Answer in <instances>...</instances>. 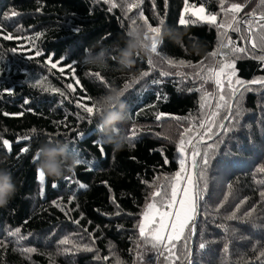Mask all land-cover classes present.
Returning <instances> with one entry per match:
<instances>
[{
	"label": "trees",
	"instance_id": "obj_1",
	"mask_svg": "<svg viewBox=\"0 0 264 264\" xmlns=\"http://www.w3.org/2000/svg\"><path fill=\"white\" fill-rule=\"evenodd\" d=\"M114 2L117 8L109 10L104 0H0V167L10 170L18 188L15 197L0 207V241L6 244L0 247V264H114V256H118L122 264H138L139 252L144 254L143 264H166L150 248H141L139 252L136 249L141 242L140 214L153 190L146 182L154 183L158 175L179 171L176 142L182 128L187 126L183 118L195 119L200 115L201 92L195 89L201 87V82L191 78L194 69L190 68L163 65L170 75L159 76L160 58L149 52L136 56L133 67L127 71H121L114 60H110L109 68L104 70L85 68L80 57L86 47L100 38L112 45V35L107 32L113 23L124 39L129 19L137 16L141 9L153 26H158L163 18L162 30L171 27L185 33L183 44L179 46L166 37L161 39L162 47L158 50L168 58L193 64L203 61L209 65L213 61L208 54L218 50L223 38L215 26L199 21L186 28L178 26L181 15L196 20L189 11L184 12V0H167V3L143 0L141 9H132L127 14L124 12L126 0ZM228 2L242 3L243 0ZM189 3L218 13V19L223 16L219 0H189ZM257 3L258 0H253L244 12L251 11ZM13 11L17 15L12 16ZM4 34H12L13 39H4ZM228 35L242 43L240 34L229 31ZM195 45H199L198 54L194 51ZM119 46H123V41ZM13 48L17 51L13 52ZM36 50L44 55L35 56ZM45 56L53 62L64 57L60 66L65 71L51 69ZM149 58L157 65L155 70L147 64ZM72 65L75 77L81 81L79 85L73 79ZM142 71H148L149 75L132 84L123 97L131 112L128 123L122 125L127 137L132 128L140 131L134 138H128L123 150L114 151L113 146L101 138L96 119L89 123L87 114L77 108L78 98L86 95L96 98L111 87L120 88L139 77ZM185 74L189 78L186 79ZM41 75L44 76L42 87L33 86ZM261 78H264V64L244 56L236 60L234 79L248 82ZM153 79L160 83L152 84ZM68 83L73 84L76 92L66 88ZM49 86L59 88L65 96L45 91ZM204 87L215 90L212 83ZM248 87L252 91L242 89L243 95L239 97L242 115L228 124L229 131L215 138L220 143L211 154L208 196L201 201V214L195 222L196 234L192 238L194 264H245L248 260L252 264H264L255 260L258 251H254L264 248V227H260L264 225V198L259 196V192L264 191V183H258L264 181V173L257 171L264 166V85L249 84ZM157 110L182 118L159 122L164 128L171 126L169 139L157 135L161 132L154 116ZM136 112L139 115L133 117ZM80 115L86 118L78 119ZM33 128L38 134L30 131ZM78 132L83 134L82 138L78 137ZM48 134H58L61 140L67 138L70 151L88 163L78 165L73 172L59 178L45 175L41 183L38 162L34 164L32 158L41 143L48 140ZM26 135L32 139H19ZM3 139L12 144L10 155L2 145ZM94 141L103 146L104 154L94 146ZM25 146L29 147V152L21 154ZM17 154H20L19 159ZM88 167L90 171L86 170ZM81 183L86 187L81 188ZM228 184H232L233 189L226 207L246 198L241 212L256 205L261 217L255 219L257 226L240 220L224 221L223 210L214 221L207 215L211 206L227 192ZM117 211L120 215H116ZM76 219L80 220L79 225L73 223ZM225 223L230 229L228 234L216 226ZM16 228L27 236L20 244L7 235ZM65 236L83 237V243L94 239V250L58 252V247H70L58 245ZM201 241L207 245L203 251L198 249ZM225 242L230 247L227 256L222 251ZM21 247H33L36 252L22 254Z\"/></svg>",
	"mask_w": 264,
	"mask_h": 264
},
{
	"label": "snow or ice",
	"instance_id": "obj_2",
	"mask_svg": "<svg viewBox=\"0 0 264 264\" xmlns=\"http://www.w3.org/2000/svg\"><path fill=\"white\" fill-rule=\"evenodd\" d=\"M109 4V10L117 8V3L114 0H104ZM143 0H126L125 14L131 12L132 9H141ZM167 3V0H165ZM227 4V6H225ZM253 4V0H243V2H228V0H219L220 13L223 14L222 18L218 19V13L207 11L204 6H197L190 4L189 0H184V12H188L189 8H192V16L196 17V20L185 18L181 15L178 19V26L187 27L189 24L196 23L197 21L215 26L220 30L223 42L216 51H212L208 55L212 58V63L209 65L204 64L203 61L193 64L186 63L183 59L174 60L163 55L158 49L162 47V41L158 38L162 33V26L165 24V20L161 18L158 26H153L144 17L143 10L141 9L137 16L129 19V24L135 23L137 19L143 21L147 27V32L150 35H146L145 39H151V47L147 49V52L157 55L160 58V71L159 76L167 77L170 72L163 68V65H167L168 68H190L194 69L191 74V78L199 80L201 87L195 89L201 92L200 102V115L193 119L191 117L183 118L187 122V126L182 128L179 134L178 142H176V151L179 158V171H176L172 175H158L154 178L155 182H146L148 186L153 190L148 197L149 202L146 204L143 212L140 214V222L138 224V232L140 237V243L137 244L136 249L139 252L141 248H150L158 257H162L166 264H194L193 262V249L191 247V239L196 234L195 221L198 215L201 214V201L208 196L209 189V176L208 169L211 166L212 153L218 148L219 141L215 138L220 136L221 133L229 131L228 124L237 121L242 115V108L240 105L239 97L243 95V91H252L248 87L249 84H261L264 85V78L254 79L252 81H243L241 79H234L236 77V60L241 56L249 57L258 60L261 64H264V0H258V3L249 12H244V9ZM155 7V3H153ZM244 13L243 16L240 14ZM12 16L17 15L15 11L11 13ZM229 31L238 33L239 41L237 43L229 35ZM4 39H13L12 34H4ZM13 52L17 51L16 48L12 49ZM44 55L39 50L35 51V56L39 57ZM219 57V58H218ZM64 57L56 58V62L53 59L45 56V62L50 65L51 69H59L61 73L65 71L64 67H61V63ZM147 64L152 66L153 70L157 68L155 62L149 58ZM73 72V79L77 85L81 84V81L75 77V67L71 66ZM177 75L181 73L177 72ZM100 76L99 73H96ZM149 75L148 71H142L139 77L124 83L120 89L126 94L127 90L132 84L139 83V81ZM103 81L104 78L100 77ZM185 78H189L185 74ZM44 76L41 75L33 82V86H41V81ZM152 84H159L158 79H153ZM212 83L215 90H208L204 85ZM239 86V88L237 87ZM66 88L72 92H76V88L72 83H68ZM243 89V91H241ZM45 91L59 93L61 96H65L59 88L47 87ZM9 91L10 90H5ZM125 96V95H124ZM87 100V103H85ZM77 108L81 109L82 113L87 114L89 123L95 118L97 111L95 105V98L91 95L81 96L78 98L76 104ZM143 106H141L142 108ZM154 107V106H153ZM131 112V109L128 110ZM133 117L138 116L139 112L133 113ZM155 120L158 122L161 132L158 135L160 138L169 139L165 135V128L161 122L163 119L181 120V117L166 114L157 110L154 113ZM78 119H85L84 115L77 117ZM227 121L228 123H224ZM133 124L136 123L135 118L132 120ZM33 134L36 133V129L30 130ZM139 129H130V136L128 138H134ZM83 134L78 132V137L82 138ZM59 139L58 134H48V140L53 138ZM19 139L31 140V136H24ZM67 141V138H65ZM209 141H214L209 143ZM94 146L98 147L101 154H104V148L98 141L93 142ZM2 145L7 149L8 154L12 153V144L9 140L3 139ZM29 147L25 146L21 149L22 153H28ZM17 154V159H19ZM32 162L35 164L38 162V153L36 152L32 158ZM165 158V163H167ZM86 160L79 159L80 164H87ZM86 170H91L88 167ZM38 171L39 180L41 183L45 181V174ZM259 173H264V166L257 169ZM258 183H264V181H258ZM53 183V187H55ZM81 188L86 187L84 184L79 185ZM227 192L211 206V212L207 215L215 220L217 215H220L223 210L224 221L240 220L245 224L251 226H257L255 219L261 218L257 213V206L252 205L241 212V207L247 203V199H241L231 207H226L232 196L233 185L228 184ZM259 196L264 198V191L259 192ZM57 207L60 205L57 204ZM117 208L119 206L117 205ZM64 211L63 208H61ZM116 215H120L117 211ZM83 217H81L82 219ZM73 223L79 225L80 220H73ZM217 227L223 229L228 234L230 229L227 223L218 224ZM264 227V225H260ZM87 232V229H84ZM8 236L14 237L15 242L20 244L27 239L26 235L21 234L20 228L11 230L7 233ZM92 236V233H88ZM246 238V237H245ZM94 239L91 243H83V237L79 239H73L71 236H65L58 241L59 246L70 247H58V252L68 253L71 251H93ZM0 247H6L4 241H0ZM206 243L201 241L198 244L200 251L205 250ZM22 254L30 255L36 252L33 247H21ZM98 251V250H97ZM225 256L230 254L229 243L225 242L222 249ZM258 254L255 255L256 261H264V248H261ZM143 252H139L136 259L138 264H143ZM105 260L108 257L104 258ZM114 264H122L121 259L118 256H114ZM245 264H252L250 260Z\"/></svg>",
	"mask_w": 264,
	"mask_h": 264
},
{
	"label": "clouds",
	"instance_id": "obj_3",
	"mask_svg": "<svg viewBox=\"0 0 264 264\" xmlns=\"http://www.w3.org/2000/svg\"><path fill=\"white\" fill-rule=\"evenodd\" d=\"M146 35L150 34L144 23H131L126 29L122 47L115 45L112 50L102 47L98 52L94 51L93 46L86 47L80 62L85 68L104 70L109 68V61L114 60L121 71H127L133 67L136 56L147 52L151 47V39H145ZM184 35L178 28L165 27L158 39L166 37L179 46L183 44ZM194 51L199 53V45L194 46ZM124 95L120 88L111 87L95 98L96 128L104 142L111 144L114 151L123 150L129 142L122 128L130 119ZM170 127L165 126L167 136ZM35 134H38L37 129ZM37 153L38 169L50 177H62L65 173L73 172L79 165L78 157L70 151L66 140L55 137L51 141L47 140L41 143ZM17 191L10 170L0 167V207L6 206Z\"/></svg>",
	"mask_w": 264,
	"mask_h": 264
},
{
	"label": "rangeland",
	"instance_id": "obj_4",
	"mask_svg": "<svg viewBox=\"0 0 264 264\" xmlns=\"http://www.w3.org/2000/svg\"><path fill=\"white\" fill-rule=\"evenodd\" d=\"M192 11H193V9L191 8L190 10H189V13L192 15ZM194 18H196V17H194ZM107 34H111L112 36V40L113 41H111L112 43V45H110V44H108L107 43V40H105L104 38H100V39H98V40H96L91 46H93L94 47V51H96V52H98V51H100V49L102 48V47H106V48H111V47H114L115 45H120L121 43H122V41H123V38H122V34L120 33V31L117 29V27H116V24L115 23H113L112 24V26H111V28H110V30L107 32ZM110 39V40H111ZM178 160H179V158H178Z\"/></svg>",
	"mask_w": 264,
	"mask_h": 264
},
{
	"label": "water",
	"instance_id": "obj_5",
	"mask_svg": "<svg viewBox=\"0 0 264 264\" xmlns=\"http://www.w3.org/2000/svg\"><path fill=\"white\" fill-rule=\"evenodd\" d=\"M242 90V89H241ZM224 123H226V121H224ZM197 220V219H196ZM196 222V221H195ZM193 238V237H192ZM191 247L193 249V245H192V239H191Z\"/></svg>",
	"mask_w": 264,
	"mask_h": 264
}]
</instances>
